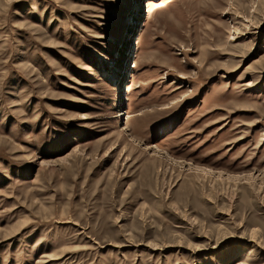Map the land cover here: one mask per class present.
<instances>
[{
	"label": "rangeland",
	"instance_id": "374dc122",
	"mask_svg": "<svg viewBox=\"0 0 264 264\" xmlns=\"http://www.w3.org/2000/svg\"><path fill=\"white\" fill-rule=\"evenodd\" d=\"M0 264H264V0H0Z\"/></svg>",
	"mask_w": 264,
	"mask_h": 264
},
{
	"label": "bare ground",
	"instance_id": "6f19581e",
	"mask_svg": "<svg viewBox=\"0 0 264 264\" xmlns=\"http://www.w3.org/2000/svg\"><path fill=\"white\" fill-rule=\"evenodd\" d=\"M130 116V115H129ZM130 118V117H129Z\"/></svg>",
	"mask_w": 264,
	"mask_h": 264
}]
</instances>
